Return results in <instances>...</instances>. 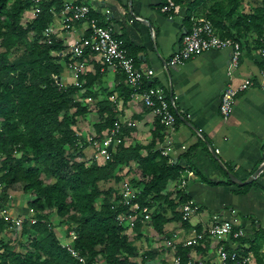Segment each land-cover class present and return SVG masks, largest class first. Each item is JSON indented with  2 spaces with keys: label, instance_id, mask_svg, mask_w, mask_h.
<instances>
[{
  "label": "crops",
  "instance_id": "obj_1",
  "mask_svg": "<svg viewBox=\"0 0 264 264\" xmlns=\"http://www.w3.org/2000/svg\"><path fill=\"white\" fill-rule=\"evenodd\" d=\"M261 1L245 0L243 10L249 12ZM89 3L101 18L106 17L104 10L110 9L107 20L115 35L123 39L135 66L141 70L153 69L152 83L174 100L177 117L173 128L163 126L149 107L131 96L124 73L104 64L93 52L85 56L84 72L79 78L82 87L76 96L89 92L92 99L82 98L89 105V111L80 116L78 130L83 135L94 131L99 103L109 98L115 106V117L125 120L116 144L148 145L154 140L152 149H164L169 162H177L181 171L194 170L184 192L187 198L198 203V210L188 220H183L181 204L176 209L178 215H174L167 201L152 200L148 206L150 216L161 213L168 219L161 232L155 229L152 217L144 221L138 231L124 229L135 245L132 260L140 262L144 257L148 258L144 264H168L176 245H184L188 238L219 218L230 220L235 229L243 231L242 235L235 238L231 234L208 236L201 244L185 245L190 248L189 257L215 264L218 261L216 247L223 242L248 256L247 264H264V167L250 182H238L247 180L264 164V60L255 34L247 33L242 41L239 64L228 76L230 48H210L186 59L183 64L170 63L172 54L181 47L184 31L190 26L186 7H174L165 12L162 0H89ZM51 27L52 34L66 44L58 53L63 66L60 81L71 84L75 79L65 59L72 57L69 55L71 44L88 35V26L85 21H77L71 29L65 30L57 13ZM245 79H250L252 85L237 94L230 114L223 116L219 104L226 84L238 86ZM80 147L82 154L76 157L91 160L93 147L89 144ZM146 152L141 149L142 154ZM93 160L105 162L103 158ZM116 174L120 175L119 181L113 176L100 186L114 189L119 195L125 184L131 194L137 190L132 185L141 178L136 160L121 165ZM178 177L169 179L162 191L170 200L175 199L179 191ZM22 209L24 216L32 214L26 204ZM56 229L61 237L63 228L57 225Z\"/></svg>",
  "mask_w": 264,
  "mask_h": 264
},
{
  "label": "trees",
  "instance_id": "obj_2",
  "mask_svg": "<svg viewBox=\"0 0 264 264\" xmlns=\"http://www.w3.org/2000/svg\"><path fill=\"white\" fill-rule=\"evenodd\" d=\"M169 1L174 7H186L188 20L191 15L209 19L223 37H233L242 45L247 33L253 32L256 44L264 47V0L249 12L243 10L242 0H162L164 4ZM62 4V0H0V184L11 189L19 185L24 193L32 194L26 207L36 218L34 223L22 224L21 234H28L31 249L21 253L4 242L1 234L9 228L0 217V264H74L61 247L57 229H50L49 223L65 231L73 229L77 235L73 244L90 263L144 264L148 258L132 260L135 245L117 216L128 213L131 204L148 207L152 200L167 201L178 215V205L187 200L185 192L179 190L170 200L162 191L169 179L179 176L181 168L177 162H169L161 148L152 149L154 140L148 145L120 142L104 164L76 157L82 148L75 131L80 116L89 111L82 100L89 92L77 97L82 84H58L63 72L58 53L66 44L45 32ZM30 9L34 16L23 23V14ZM90 15L98 16L93 10ZM93 52L86 48L80 59ZM70 59L66 58V63ZM99 106L94 123L98 138L116 119L109 98ZM80 140L87 145L82 137ZM141 149H146V154ZM132 160L138 162L141 178L132 182L137 190L124 204L122 192L103 189L100 183L113 176L119 181L116 172ZM53 209L57 222L51 219ZM150 217L161 232L168 218L161 213ZM61 223H66L65 228ZM142 223L139 218L133 228L138 231ZM225 249L232 250L228 245ZM189 251L185 245L175 246L183 261L189 258Z\"/></svg>",
  "mask_w": 264,
  "mask_h": 264
},
{
  "label": "built area",
  "instance_id": "obj_3",
  "mask_svg": "<svg viewBox=\"0 0 264 264\" xmlns=\"http://www.w3.org/2000/svg\"><path fill=\"white\" fill-rule=\"evenodd\" d=\"M173 8L174 3L172 1L162 6V10L165 12H170ZM91 11L92 7L89 0H79L64 1L58 13L61 18L62 27L65 30L71 29L77 21H85L89 29L87 36L71 44L72 57L68 61L67 66L73 72L74 83L77 86L81 84L79 78L84 72L85 61L80 59V57L86 48H90L100 56L104 64L110 66L113 70H121L124 73L125 81L131 89V96L138 98L145 106L149 107L163 126L173 128L177 117L175 113V102L172 98H168L163 88L152 83L154 75L153 69L141 70L135 66L132 58L128 54L123 39L115 35L113 28L108 23L107 18L110 14V9L106 8L104 10L106 17L103 18L91 16ZM189 21L190 26L184 31L181 38V47L172 54L170 63L183 64L186 59L210 48H230L231 57L227 68V75L230 76L238 66L243 53L241 43L233 37L221 36L212 22L203 16L191 15ZM45 32L46 34L52 32L51 25L46 28ZM260 55L264 60V47L260 48ZM58 84L60 86L64 85L60 79ZM251 85L252 81L250 79H245L238 86H233L228 82L221 94L219 104L220 113L223 116H228L233 108L237 94ZM113 97L111 95V98ZM91 99V96L87 97V101ZM124 122L125 120L116 118L113 125L100 138L96 136L94 131L83 135L81 131L77 130L75 131V135L80 141V146L83 143L80 140L82 137L87 144L93 147L92 159L103 158L104 160H108L111 157V152L114 149L118 134ZM161 152L166 155L164 149ZM193 176L194 170L192 168H186L180 171L177 181L178 190L184 192L187 183ZM130 195V188L125 184L122 198L124 204L128 203ZM198 208L199 205L197 202L187 198L180 205L182 219L188 220ZM7 213L5 208H0V217L6 219L9 229L22 226L25 221L24 216L17 215L9 217ZM26 218L31 223L36 221L33 214L27 215ZM139 218L141 222L148 221L150 219V210L147 206H139L137 203L131 204L128 213H122L117 216L119 223L126 228H133ZM49 228L56 229L57 226L49 223ZM63 231L64 233L59 237L60 244L73 257L74 264H95L90 263L87 257L81 254L74 246L73 241L76 239V232L73 229ZM242 233L243 231L241 229H235L233 227V223L230 220L214 218L207 228L196 232L184 242V245H196L208 236L223 237L231 234L235 238L241 236ZM216 253L218 261L215 264H247L248 261V256H240L235 249L230 251L226 250L223 243L217 245ZM168 264L208 263L204 259H192L190 257L183 261L180 255L174 253Z\"/></svg>",
  "mask_w": 264,
  "mask_h": 264
},
{
  "label": "rangeland",
  "instance_id": "obj_4",
  "mask_svg": "<svg viewBox=\"0 0 264 264\" xmlns=\"http://www.w3.org/2000/svg\"><path fill=\"white\" fill-rule=\"evenodd\" d=\"M244 1L242 0L241 4L244 6ZM37 2V1H35ZM249 2V1H248ZM256 3L257 2H253ZM34 11L33 10H28L23 14V17L21 19V21L23 23H26L28 20H30L32 18V16H34ZM2 50V48L0 47V51ZM21 49H18L17 53L20 54L21 53ZM0 166H1V156H0ZM47 179H51L50 177ZM46 179V180H47ZM6 194L7 197L3 198V195ZM33 198L32 194H29V192H23L20 188L19 185H17V187L15 188H7L5 187L3 184H0V204L3 205V208H5L7 210V214L9 217H14L15 215H20V216H24L23 212H22V208L23 205L26 204V202L28 200H31ZM51 208L48 207V210H50ZM26 215V214H25ZM51 215V219L53 221H58L57 217H56V213H55V209H53L50 212ZM29 221V219H28ZM27 220H25L24 222H27L28 224H30L31 222H28ZM23 222V223H24ZM55 226H57V224L53 223ZM63 225V227L65 228V224L61 223ZM60 227V226H59ZM21 230H22V226L21 227H15L12 229H6L3 230L4 232H2V238L4 240V242H7L10 249H12L15 252H21L24 253L26 250H30L31 247L28 244V234L22 235L21 234ZM139 245V244H138ZM141 246V245H139ZM103 264H105L104 261Z\"/></svg>",
  "mask_w": 264,
  "mask_h": 264
},
{
  "label": "water",
  "instance_id": "obj_5",
  "mask_svg": "<svg viewBox=\"0 0 264 264\" xmlns=\"http://www.w3.org/2000/svg\"><path fill=\"white\" fill-rule=\"evenodd\" d=\"M264 167V164H262L261 166H259L257 169H256V171L251 175V176H249V178L247 179V180H245V181H239L238 180V182L239 183H245V182H250L259 172H260V170L262 169Z\"/></svg>",
  "mask_w": 264,
  "mask_h": 264
}]
</instances>
